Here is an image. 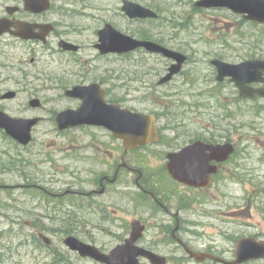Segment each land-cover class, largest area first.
Returning a JSON list of instances; mask_svg holds the SVG:
<instances>
[{"label":"flooded vegetation","instance_id":"1","mask_svg":"<svg viewBox=\"0 0 264 264\" xmlns=\"http://www.w3.org/2000/svg\"><path fill=\"white\" fill-rule=\"evenodd\" d=\"M9 1L4 5L0 3V24L1 26L3 24L7 25L6 30L0 31V111L17 118L40 119L32 127V139L27 144L11 137L5 128L0 127V134L20 151H17L13 163L19 161L24 164L28 163L29 166L24 153H31L34 141L33 131L36 126L46 119L42 115H31L30 113L29 115H17L11 111L12 104L17 102L23 93L19 87V73L26 80L31 76V73L20 67L26 59L34 66L39 67L40 73L38 74L54 82V89L58 90L60 95H58L57 100L53 98L44 100L34 96L25 108L21 106L19 108L27 112H43L47 107V103H50L52 107L49 112L54 111V121L57 129L63 134L76 132L77 136L74 140H76L78 147L83 150V156H81L83 165L78 172L77 187L74 190L70 189L63 192L58 189L57 192H54L51 188L36 184L33 180L35 176L29 174L25 178L26 183L21 185L29 190L27 192L29 197L30 195L35 196V191L38 190L41 192L39 196L44 202V206L62 214V210H64L67 203L64 198L70 195L75 197L76 223L80 224L81 227H87L88 225H109L111 227L120 225L123 228V233L119 234L117 239H115L114 234L111 239L104 240L102 243L76 236L86 243L97 246L106 254L111 253L118 245L125 243L126 239L131 236L135 223L144 227L142 236L135 243L136 246L165 257V264H179L178 260L183 258L198 263L213 261L225 264L212 258H207L203 262L197 261L191 257L187 249L212 254L227 260L231 258L229 261H232L235 259V250L240 239L253 238L257 242L264 241V236L260 233L245 234L242 232L235 239L234 251L231 250L230 252L217 246L197 249L191 236L194 233L192 229L200 221L192 218L195 215L196 203H210L211 196H214L216 192H220L226 179L232 178L231 175L235 174L239 168L238 160H240L239 157H242L243 150L240 147L242 138L238 136L237 125L232 122H186L183 121L180 115H170L169 112L165 111V108L159 112L144 106L140 108L132 106V103L140 102L136 101V93L139 91H132L128 88L129 90H126L123 96H118L117 89L119 85L116 83V77L112 69L108 65L95 64V61L108 59V57H130L136 51L165 57L170 61L166 73L159 75L154 82L152 80L146 81L151 93L147 98L150 99L153 94H158L160 97L170 96L166 87L183 72L184 65L190 61L188 54L182 52L187 56V60L184 62L181 71L169 81L161 83V80L176 60L166 57L163 53L148 51L143 47L123 54L102 53L99 48L100 30L107 24L116 29L118 28L113 23L104 21V24L96 29L93 42H88L87 29L82 26V22L79 20L83 12L72 8L67 3L73 0H60V2L48 0L49 7L41 11L27 9L25 0ZM143 6L155 11L158 17L133 19L124 11L123 14L128 16L130 21H150L155 29L160 28L158 23L161 14L157 8L152 5ZM195 6L197 7V5ZM204 9L225 10L238 16L241 19L239 24H233L232 26V24L227 23L229 29L242 24L264 27V23L251 21L228 7ZM119 31L135 37L125 31ZM157 34L159 33L157 32ZM135 38L151 40L176 50L163 44L161 39L153 34L150 37ZM238 45L243 44L226 42L223 45V50L238 55V52H236L240 50ZM248 48H251L254 53H249L240 60L226 59L228 55L225 57V53L223 56L214 59H221L231 64H239L247 59L264 60V43H262V46H258L257 41V45ZM91 50L94 53H89ZM233 57L236 58V56ZM213 66L217 80L218 69L215 65ZM260 77L264 78V73ZM217 81L219 85L223 84L225 88L230 90L229 94L233 98L231 104L223 105L226 111L225 114L241 113L244 101L256 103L260 111L264 109V97H244L239 87L232 81L231 76H226L223 80ZM249 85L255 89H263L264 81H253ZM120 86L127 87L126 84ZM75 88H79L80 91L84 92L85 97L69 93ZM99 98H103L107 104H119L133 112L153 115L156 139L134 146L132 135H130V144L128 145L125 140L116 137L111 130L101 125L83 123L66 129L59 128L56 120L59 112L83 109L85 105L90 106L96 103V99L99 100ZM35 99H38L39 105L37 106L31 104V101ZM56 109L59 110L55 111ZM69 142L70 140L67 139L65 143ZM196 142L201 144L197 149L188 151L189 156L186 157L185 154H182L187 147L190 148ZM229 143L232 144V153L225 159H221L225 155L217 147ZM171 156L174 157V169L179 172V175H187L188 173L185 170L196 172V166H193L190 162L197 156L201 163L197 172L203 175L198 174V177H202L197 181L200 185L191 184L180 179V177H177L179 176L177 173V176H175L169 169ZM6 165H4V168H6ZM13 187L15 186L11 187L0 183V190H8ZM239 210H242V207L237 211ZM64 214L72 217L71 212H64ZM38 218L39 216L34 217L33 220L26 223L31 224L36 220L39 221ZM243 223L242 221L237 222L239 225H244ZM43 235L48 236L40 232L36 239L45 243ZM52 244L53 240L51 239L48 246ZM229 253L232 256H229ZM83 258L91 259L98 264H105L89 257ZM61 259L62 263H65V260ZM263 262L264 258H259L250 259L240 264H263ZM139 264L154 263L147 257L140 256Z\"/></svg>","mask_w":264,"mask_h":264},{"label":"rangeland","instance_id":"2","mask_svg":"<svg viewBox=\"0 0 264 264\" xmlns=\"http://www.w3.org/2000/svg\"><path fill=\"white\" fill-rule=\"evenodd\" d=\"M123 1L73 0L67 3L83 12L79 20L87 29L88 42H93L96 29L101 27L104 21H108L119 30L138 38H143V32L158 36L163 44L188 54L190 61L184 65L183 72L166 87L170 96L160 97L153 94L150 99L147 98L151 93L146 81L154 82L159 75L165 74L170 65L168 59L136 51L130 57L115 56L95 61V64L108 65L112 69L119 85L118 96H123L128 88L132 91L138 90L136 101L140 102L132 103V106H144L159 112L165 108L170 115H180L186 122H232L237 125L238 136L242 138L240 147L243 153L238 160V170L231 175L232 178L226 179L220 192L211 196L210 203L199 202L195 205L196 211L192 218L200 221L192 229L194 233L191 236L196 248L217 246L231 252L235 249L236 237L242 232L260 233L264 236V109L260 111L256 103L244 101L241 113L225 114L223 105L231 104L233 98L225 85H219L215 68L211 64L212 59L219 58L224 53L225 57L228 55L226 59L233 60H240L249 53H254L248 47L257 45V41L258 46H262L264 27L242 24L229 29L227 23L232 26L239 24L241 19L238 16L225 10L196 7L197 0H131L157 8L161 19L158 23L160 28L155 29L150 21H130L128 16L123 14ZM9 2L0 0L3 5ZM226 42L243 44L238 45V55L223 50ZM20 67L31 73V76L26 80L19 73V87L23 93L19 100L12 104L11 111L17 115H42L46 119L33 131L31 153H24L29 166L28 163L19 161L13 163L20 151L0 134V183L15 186L0 190V264H50L56 256L65 260L63 264H98L71 251L64 239L75 235L102 243L111 239L114 234L117 239L118 235L123 233V228L120 225L81 227L76 223L75 197L67 195L64 198L67 203L60 214L44 206L39 196L41 192L36 190L35 196L29 197V190L21 186L26 183L25 178L30 174L35 176L33 180L36 184L51 188L54 192L58 189L63 192L74 190L77 187L78 172L83 165V150L74 140L76 132L63 134L57 129L54 111L49 112L52 107L50 103H47L43 112H27L19 108H25L34 96L44 100H57L60 95V92L54 89V82L38 74L40 69L37 65L34 66L26 59ZM123 84L127 87L120 86ZM57 110L59 109L55 111ZM67 139L70 140L69 143H65ZM241 207L242 210L237 211ZM64 212H71L73 218L66 216ZM38 216L39 221L26 223ZM238 221L244 222V225L237 224ZM40 232L51 237V246L36 239ZM228 255L232 256L231 253ZM184 262L220 264L213 261L192 262L187 258L178 260L179 264Z\"/></svg>","mask_w":264,"mask_h":264},{"label":"water","instance_id":"3","mask_svg":"<svg viewBox=\"0 0 264 264\" xmlns=\"http://www.w3.org/2000/svg\"><path fill=\"white\" fill-rule=\"evenodd\" d=\"M25 3L27 9L32 11H41L49 7L48 0H25ZM196 5L206 8L228 7L237 13L244 14L249 20L264 23V0H199L196 2ZM122 9L133 19L158 17V14L152 9L131 0H124ZM6 29L7 25L3 24L1 26L0 24V31ZM139 47H144L151 52L163 53L166 57L176 60L169 68V72L161 80V83L169 81L175 74L179 73L184 62L187 60V56L182 52L170 49L151 40L137 39L119 31L110 24H107L100 30L99 48L102 53L114 52L122 54ZM212 64L218 69L217 80L220 81L226 76H231L232 81L236 83L244 97H264V88L255 89L249 85L253 81H264V78L260 77L264 73V60L252 59L239 64H231L221 59H213ZM69 93L83 97L86 95L79 88H75ZM31 104L34 106L39 105L38 99L31 101ZM39 120V118H17L0 111V127L5 128L10 136L24 144H27L32 139V127ZM56 120L60 129H66L83 123L104 126L111 130L116 137L125 140L128 145L130 144V135H132L134 146L156 139L155 119L153 115L133 112L129 108H123L119 104H107L103 98L96 99V103L90 106L85 105L80 110L59 112ZM200 144V142H196L190 148L187 147L182 154H185L186 157L189 156L188 151L197 149ZM217 148L225 155L221 159H225L232 153V144L230 143ZM190 163L196 166V172L185 170L188 173L187 175H182L181 173L179 175V172L174 169V157L171 156L169 169L175 176H177V173L179 175L177 177H180V179L188 181L191 184L200 185L197 182L202 179V177H198L200 173L197 172L198 166L201 165L200 159L196 156ZM143 228V226L135 223L131 236L126 239L125 243L118 245L109 254L103 253L97 246L86 243L74 235L67 236L64 243L71 250L77 251L81 256L90 257L105 264H139L140 256L147 257L154 264H165V257L136 246V241L143 234ZM43 237L48 244L51 243V239L48 236L43 235ZM187 251L191 257L200 262H203L207 258H212L225 264H240L250 259L264 258V241L257 242L253 238L240 239L235 250V259L232 261L208 253L194 252L190 248Z\"/></svg>","mask_w":264,"mask_h":264},{"label":"trees","instance_id":"4","mask_svg":"<svg viewBox=\"0 0 264 264\" xmlns=\"http://www.w3.org/2000/svg\"><path fill=\"white\" fill-rule=\"evenodd\" d=\"M152 34H150L149 32H143L142 33V37H150ZM50 264H63L61 258L59 257H55L54 260L52 262H50Z\"/></svg>","mask_w":264,"mask_h":264}]
</instances>
